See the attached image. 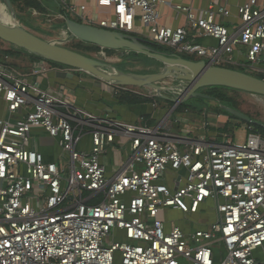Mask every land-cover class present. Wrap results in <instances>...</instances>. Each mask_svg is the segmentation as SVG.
<instances>
[{
	"label": "built area",
	"instance_id": "obj_1",
	"mask_svg": "<svg viewBox=\"0 0 264 264\" xmlns=\"http://www.w3.org/2000/svg\"><path fill=\"white\" fill-rule=\"evenodd\" d=\"M57 1L65 18L124 34L140 25L177 56L264 74V0L235 12L228 0ZM163 7L185 27L163 26ZM47 73L0 64V264H264L263 134L210 144L97 116L43 86ZM38 130L61 149L56 162L33 147ZM112 150L125 159L109 176ZM208 204L207 228H167L168 210L191 218Z\"/></svg>",
	"mask_w": 264,
	"mask_h": 264
},
{
	"label": "water",
	"instance_id": "obj_2",
	"mask_svg": "<svg viewBox=\"0 0 264 264\" xmlns=\"http://www.w3.org/2000/svg\"><path fill=\"white\" fill-rule=\"evenodd\" d=\"M13 19L16 12L11 0H2ZM68 37L84 41L85 43L101 45L102 48L143 54L163 65V71L150 74H139L115 69L110 71L109 66L89 55L80 53L60 45L52 40L37 36L24 27L5 23L0 20V40L6 44L24 50L46 61L63 65L74 71L114 87L149 89L157 92L163 100L173 102L175 106L169 113L171 117L178 107L189 98L203 97L202 90L218 87L248 92L264 97V79H259L243 71L217 67L205 61H192L174 55L172 57L152 51L141 44L143 40L127 36L120 32L109 31L69 19L67 21ZM175 79L174 88L166 89L160 86L163 81ZM178 91V98L172 99L161 92ZM212 99V98H211ZM224 108V107H223ZM232 116L240 117L251 125H258L238 111L224 108Z\"/></svg>",
	"mask_w": 264,
	"mask_h": 264
},
{
	"label": "rangeland",
	"instance_id": "obj_3",
	"mask_svg": "<svg viewBox=\"0 0 264 264\" xmlns=\"http://www.w3.org/2000/svg\"><path fill=\"white\" fill-rule=\"evenodd\" d=\"M51 1V0H50ZM49 0H38L36 6L28 5L27 0H22L14 7L16 12V18L13 19L11 17L10 12L6 9L2 0H0V20L5 23H12L13 25H18L24 27L25 29L31 31L32 33L36 34L39 37H42L47 40H52L60 45L68 47L70 49H77L78 41L76 38L72 39V37L66 38V32L62 29L64 24L63 16L52 8H48L49 3L53 4V1L50 2ZM49 2V3H48ZM48 4V5H47ZM55 4V3H54ZM55 6V5H54ZM2 11V12H1ZM2 13V14H1ZM5 16V17H4ZM10 18V20L8 19ZM12 19V20H11ZM85 43L84 41H79ZM90 46H94L96 48L101 49L100 51H89L83 47L81 50L82 53L89 55L101 62L107 64L110 68V71H115V69H120L126 72L132 73H139V74H150V73H157L163 71V65L153 61L152 58H144L141 57L139 54H135L133 52H115L111 55L107 54V52L101 47V45L97 44H90L85 43ZM190 58V57H188ZM193 61L196 60L194 58H190ZM198 60V59H197ZM0 64L11 68L12 70L20 73V74H27V70H33V72H40L41 70L48 69L49 63L44 59L37 57L31 53H28L24 50L18 49L14 46L6 44L0 40ZM228 67V66H227ZM230 67V66H229ZM231 69L243 71L240 67H231ZM243 72L250 74L254 77L261 79L264 74H259L257 72H253L250 69H245ZM177 82L175 79H169L163 81L160 86L166 89L174 88ZM215 88L218 87H211L202 90L201 93L208 96V98L203 97H195L189 98L185 103L191 106L188 109L186 114H197L198 117L205 115L209 118L214 112L215 109V102H213V97L208 94L210 91H215ZM145 91L146 94H149L151 90L149 89H139ZM222 93L227 95L230 99H232V104L230 107L224 106V108H229L235 111H238L242 116L248 117L253 122H257L258 126H264V97L255 95L248 92H242L232 89H221ZM155 92V91H154ZM163 95L175 99L178 98L180 92L172 90V91H164L161 92ZM157 94V92H156ZM212 98V99H211ZM167 101V100H166ZM160 104H165V102H161L156 100ZM171 106H175L173 102L168 101ZM222 107V106H221ZM221 108L223 112L222 114H229L224 108ZM185 115V112L183 113ZM231 121L228 122V125L220 130V136H223V133L229 132L230 135L234 137L235 143H239L242 141V138L246 137L247 129L249 127V123L244 121L242 118H238L236 116H232ZM229 118V117H228ZM212 121V119H209ZM214 121V120H213ZM254 126V125H253ZM197 128V127H196ZM201 129V128H197ZM221 142L227 143V139L219 137ZM62 151L60 152V155ZM66 159V156H64ZM204 213L202 215H197L194 217L184 218L181 213L173 211L169 212L166 215V220L177 221L180 227H185L187 229L198 230V229H205L206 226L212 223L215 218V211L212 209L211 204H208L204 209ZM118 264H120L118 262Z\"/></svg>",
	"mask_w": 264,
	"mask_h": 264
},
{
	"label": "crops",
	"instance_id": "obj_4",
	"mask_svg": "<svg viewBox=\"0 0 264 264\" xmlns=\"http://www.w3.org/2000/svg\"><path fill=\"white\" fill-rule=\"evenodd\" d=\"M51 1H53V4L48 2V8H51L50 10H52L53 8L56 10V13L59 12L61 14L62 11L56 0ZM225 1L226 0H174V2L178 4L193 5L195 7H207L211 2H216L217 4L223 5L225 4ZM228 1L230 2L229 8L233 12H235L236 7L239 4L244 3L248 0ZM161 11L163 15L161 24L163 26L172 29H179L185 27L186 19L184 16H181L179 19H176V13L166 7L161 8ZM100 14H104V12L101 11ZM61 15L63 16V13ZM63 19L64 24L62 26V29L65 30L67 38V21L71 18H69L68 16L65 18V16H63ZM222 23L225 25H230V22L222 21ZM139 28H141L140 32H136L134 35L132 34L131 36L139 39H146L145 36L148 33L147 28H144L142 26L140 27V25ZM202 43L207 45H216V43L212 40H207ZM47 63H49L48 73L46 79L43 80L42 85L45 87H51L53 89H56L60 94L66 95L72 102H74V104L86 109L87 111L97 116L109 117L111 119L136 124H143L142 122L144 117L148 116L150 117V121L153 122V124L148 127L156 128L163 123L161 129L162 132H167L172 135L193 141L204 140L210 144L223 143L221 142L222 140L219 139V137L223 138V136L219 135L220 130L226 127V125H228V122L231 121V119L222 113H212L216 115H221L222 117L219 120L210 121L209 118H207L205 115L198 117V115L196 114L190 115L186 114V112L185 115L183 113H180L173 114L171 117H168L170 116L169 113L174 107L172 106L170 108L168 104H160L158 102H156L157 104L155 105L154 101L148 104L123 106L118 102L116 97V89L113 86H110L108 84H105L87 76L78 75L76 71L71 70L70 68H67L63 65L58 64L59 66H52V62L47 61ZM33 73H35L33 72V70L28 69L26 75H31ZM1 113L2 111L0 110V115ZM196 127H199L201 129H197ZM245 130L248 131V128H245ZM43 133L44 132L42 130L36 131L35 134L39 136L37 139H35L33 147L44 154L45 160L47 162H56L61 156V149L59 148L55 140L47 137ZM223 135H228L231 138L233 137L229 134V132H225L223 133ZM244 138H242V140ZM122 159H125V157H120V154L117 150H112L107 155H105L103 163L106 165L109 176L114 175L113 169H115L116 164H120V161H122ZM171 211H173L172 213H181L173 209L168 210L164 213V219L167 222L168 229L170 228L171 224L179 226L177 221L169 222L166 220V215ZM182 215L184 218H186L184 214ZM180 228H182L186 232L192 231V229H187L185 227Z\"/></svg>",
	"mask_w": 264,
	"mask_h": 264
},
{
	"label": "trees",
	"instance_id": "obj_5",
	"mask_svg": "<svg viewBox=\"0 0 264 264\" xmlns=\"http://www.w3.org/2000/svg\"><path fill=\"white\" fill-rule=\"evenodd\" d=\"M20 1H22V0H11V2H12V4H13L14 7ZM27 1H28V5H30V6H33L34 7V6L38 5L37 4V1L38 0H27ZM56 2L58 3L57 0H56ZM124 35L131 36L132 34H124ZM141 40H143L141 42L142 45H144L145 47L150 48L152 51H154L156 53H160L162 55L169 56V57H172V56L175 55L169 49H167L165 47L158 46V45H156V44L148 41L147 39L141 38ZM77 45H78V46H76L77 49L74 48L73 50H76V51L77 50H81V49H83V47L85 49H87L88 52L89 51H100L101 50L99 48H96L94 46H90L88 44H85V43H82V42H79V41H78V44ZM105 51L109 55H111L112 53H114L113 51L108 50V49L105 50ZM78 52L82 53L81 51H78ZM83 54H85V53H83ZM140 55H141V57H144L146 59L149 58L146 55H143V54H140ZM182 57L185 58V59H188V60H192V59H190L188 57H185V56H182ZM153 61H156V60L153 59ZM156 62L159 63L158 61H156ZM51 64H52V66H59L56 63H51ZM227 68H231V67H227ZM76 73L78 75L87 76L84 73L79 72V71H76ZM87 77H89V76H87ZM261 79H263V77ZM177 84H179V82H177ZM114 88L116 89V93H117L116 94V97H117V100L123 106H135V105H141V104H148V103H152L153 101H156V99H157V100H159L161 102H165V104H168L170 108L172 107L171 104L168 101L163 100L160 97H158V98L157 97L156 98H151L148 94L145 93V91L143 92L141 90L138 91V89H135V88H125V87H114ZM221 89H225V88H215V91L208 92V94L213 97V102H215V104H216L215 109H214V112L215 113H221V112H223V110L221 109L223 107V105L224 106H227V107H230V105L233 102L232 99H230L229 97H227V95H225V94L222 93V90ZM190 107L191 106H189L188 104L183 103V104H181L178 107V109L176 110L175 114H180V113L188 112V109ZM224 113H225L224 115H226L227 117H229L231 119V117H230L229 114H227L226 112H224ZM142 123L145 124V125H147V126H151V124H153V122L150 121V117H148V116H145L144 117ZM227 128L225 127L224 130H226ZM249 128H251L250 130H248L249 133H260V134H263L264 135V126H258V125H254L253 126V125L249 124Z\"/></svg>",
	"mask_w": 264,
	"mask_h": 264
},
{
	"label": "bare ground",
	"instance_id": "obj_6",
	"mask_svg": "<svg viewBox=\"0 0 264 264\" xmlns=\"http://www.w3.org/2000/svg\"><path fill=\"white\" fill-rule=\"evenodd\" d=\"M2 12V11H1ZM2 14V13H1ZM5 17V16H4ZM10 20V18H8ZM12 20V19H11Z\"/></svg>",
	"mask_w": 264,
	"mask_h": 264
}]
</instances>
